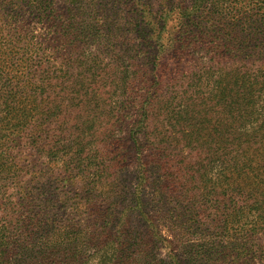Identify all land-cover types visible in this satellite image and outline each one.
Here are the masks:
<instances>
[{"label":"trees","instance_id":"obj_1","mask_svg":"<svg viewBox=\"0 0 264 264\" xmlns=\"http://www.w3.org/2000/svg\"><path fill=\"white\" fill-rule=\"evenodd\" d=\"M112 91L100 130L85 110ZM70 107L92 132L45 149ZM0 126L96 168L72 218L0 226V264H264V0H0Z\"/></svg>","mask_w":264,"mask_h":264},{"label":"rangeland","instance_id":"obj_2","mask_svg":"<svg viewBox=\"0 0 264 264\" xmlns=\"http://www.w3.org/2000/svg\"><path fill=\"white\" fill-rule=\"evenodd\" d=\"M115 98L113 91L109 95L101 93L99 109L85 110L95 116L99 115L100 130L103 128V124L110 122L104 112L114 114L118 111V104ZM76 113H78L77 110L70 107L68 110L62 111L53 124L47 125L48 135H44V142L47 143L44 145L45 149L62 146L56 136L65 134V131L70 130L79 134H82V132L83 134H90L92 132V128H89V125H80L70 121ZM114 121H116V118L111 123ZM119 128L120 125L114 124L112 130L118 133L117 130ZM12 133L14 134L13 136L8 135ZM52 134L56 135L52 136ZM33 135L34 130L31 126L18 128L14 131L0 126V226L3 224L6 226L20 225L24 220L25 209L31 212L35 219L40 221L41 225H48L46 221H58L59 216L65 220L63 214H68L69 218H72L70 213H72L71 209L73 207H78L79 204L84 207L82 205L86 194V189L83 187L85 183L84 176L91 177L96 168L91 167L90 170L79 174L64 175L60 172L58 173L57 169L49 168V166H53L52 164H56L55 161H51V158L36 152L38 145L36 144V138L32 137ZM83 138L86 139L85 137ZM97 144L98 141L96 139L88 142V145L93 149L100 151L101 149ZM141 159L145 163L149 159L154 160L149 157V152H146ZM137 160L136 155L131 150L128 159H126L128 167L123 180L126 179L127 181L124 182V185L134 186L135 168L140 162ZM48 161H51V163L48 164ZM111 186L112 178L104 175L101 190L106 191L109 189L107 187ZM25 188L29 190L31 195L28 203L21 201L20 193H23ZM150 190L151 188L148 192ZM61 209H63V213ZM131 221L137 222L139 226L142 224L138 218H133ZM162 231L165 236H169V233L164 231L163 228Z\"/></svg>","mask_w":264,"mask_h":264}]
</instances>
